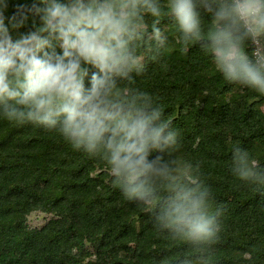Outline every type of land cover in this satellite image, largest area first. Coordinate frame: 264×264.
<instances>
[{
	"label": "clouds",
	"instance_id": "clouds-1",
	"mask_svg": "<svg viewBox=\"0 0 264 264\" xmlns=\"http://www.w3.org/2000/svg\"><path fill=\"white\" fill-rule=\"evenodd\" d=\"M8 4L0 0L3 118L100 159L154 230L185 245L176 264H212L224 208L213 210L200 162L175 155L178 130L136 78L172 35L184 49L198 45L226 83L264 96V0H25L6 16ZM230 172L264 188V168L239 146Z\"/></svg>",
	"mask_w": 264,
	"mask_h": 264
},
{
	"label": "trees",
	"instance_id": "trees-1",
	"mask_svg": "<svg viewBox=\"0 0 264 264\" xmlns=\"http://www.w3.org/2000/svg\"><path fill=\"white\" fill-rule=\"evenodd\" d=\"M24 2L9 0L5 15ZM136 86L164 105L180 134L175 155L200 162L213 210L224 208L212 264H264V188L254 190L230 172L234 146L264 168V96L226 83L198 45L184 49L172 35ZM35 212L50 218L30 228ZM184 247L123 198L100 159L73 150L55 131L0 114V264H176Z\"/></svg>",
	"mask_w": 264,
	"mask_h": 264
},
{
	"label": "rangeland",
	"instance_id": "rangeland-1",
	"mask_svg": "<svg viewBox=\"0 0 264 264\" xmlns=\"http://www.w3.org/2000/svg\"><path fill=\"white\" fill-rule=\"evenodd\" d=\"M264 111V107L262 108ZM50 218L48 215L41 214L39 212L32 213L28 217V225L30 228H39Z\"/></svg>",
	"mask_w": 264,
	"mask_h": 264
}]
</instances>
